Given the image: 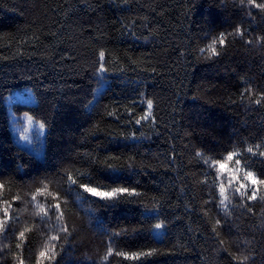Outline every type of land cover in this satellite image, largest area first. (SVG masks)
I'll return each instance as SVG.
<instances>
[{
  "label": "trees",
  "instance_id": "obj_1",
  "mask_svg": "<svg viewBox=\"0 0 264 264\" xmlns=\"http://www.w3.org/2000/svg\"><path fill=\"white\" fill-rule=\"evenodd\" d=\"M247 12L240 0H0V207L8 201L11 215L0 264H18V254L36 264L51 243L57 264H141L119 253L149 248L147 264H230L238 247L264 264V201L241 199L228 184L232 168L264 169V102L255 103L264 15ZM241 21L242 38L233 27ZM101 50L108 72L94 74ZM23 90L33 102L12 107L44 124L42 156L12 131L8 97ZM226 150L243 163L227 161ZM80 182L138 192L105 202ZM57 193L70 243L52 241L64 235L60 221L41 211Z\"/></svg>",
  "mask_w": 264,
  "mask_h": 264
},
{
  "label": "snow or ice",
  "instance_id": "obj_2",
  "mask_svg": "<svg viewBox=\"0 0 264 264\" xmlns=\"http://www.w3.org/2000/svg\"><path fill=\"white\" fill-rule=\"evenodd\" d=\"M245 4L247 5L248 12L247 15L252 16L253 10L257 9L259 10V14L264 15V0H240V6L244 7ZM235 28V32L238 33L241 38L244 35V28H243V21L240 22V26H233ZM227 33L222 32L219 36V43L220 44H226L227 41L225 39ZM261 41L264 42V35L260 37ZM248 43H251V41H248ZM212 52L216 54L217 56L220 54L217 52V49L215 47L212 48ZM155 71V69H153ZM92 72L94 74H107L108 68L106 66V60H105V52L101 50L99 52V60L97 61L96 65L92 66ZM247 91V89H245ZM260 99H256L255 103L257 105H260L262 102H264V91L259 92ZM147 108L152 109L153 108V101L149 99L147 101ZM151 116V113H146L144 116H141L139 119L135 121L136 124H141L142 120L147 119ZM44 124H41V127H43ZM135 133H133V137H135ZM227 151L226 159L227 161H233L235 164L240 165L243 163L242 160L236 159L237 153L235 151ZM248 153H253V148L249 147L247 149ZM258 155L260 157H264V152H259ZM264 163V160L261 161ZM215 164L218 165V172H222L225 169V161L224 160H216L214 161ZM111 167V165H109ZM242 171V175H238ZM69 180H71L74 184L76 181L69 176ZM235 182L234 186V193L238 194V197L241 199H244L246 201H257L258 198L261 201H264V195H259L261 193V188L264 186V169H261L259 173L257 171H251L248 170V168H244L241 170L240 168H232L231 172L228 173V184H233ZM79 188L82 189L85 193L88 195L95 197L101 201L105 202H115L118 198H120L122 195H128V194H136L138 192L137 188L133 187H101L99 185H94L91 182H80ZM5 187L3 182H0V189H3ZM37 192L44 191L43 188H37ZM219 193L221 197H224L225 195V186L223 183L219 186ZM19 197H15V199H18ZM79 199V197H77ZM226 198V197H225ZM33 200H35V196H33ZM223 202V201H221ZM37 207H41L39 204H37ZM245 209L249 213H255L256 209L255 206L252 204H245ZM41 211L44 212L45 216H48L51 214V216H55V218L60 221V228L59 232L63 233V237L59 234L54 235L52 237V241H60L61 239H64L66 242L70 243L71 241L68 239L71 237L72 239H75V236L73 234V231L70 230V228L65 224L62 217L65 215V213L62 211V205L59 201V193L56 194L54 207L51 208H41ZM0 231H5V220L11 219L10 215V209L8 207V201H4V206L0 207ZM226 223V221H221L220 219L216 220V225H219L223 227V224ZM163 226V222L157 223L155 225V228L159 229ZM213 233H216L219 235V233L216 232V227L213 226L212 228ZM228 231L230 232L231 229L229 228ZM117 236L116 233L112 234V237L109 239V244L113 243L115 237ZM20 238H25V232L20 231L19 232ZM219 243L223 244L224 241L220 240ZM17 248H21V244L17 243ZM244 251H247L245 249ZM108 252L111 254L113 252V249L111 247L108 248ZM155 252V249L149 248L146 251H134V252H120L119 255L124 258L131 257L133 260H141V264H147L148 257L152 256V254ZM59 255L57 251V245L55 243L49 244L48 247H46L44 250L39 252V257L36 261V264H57V256ZM230 257V264L231 261H251V264H255L254 258L252 257L251 253L248 255H244L243 251L239 250L236 253L229 252L228 253ZM18 264H25V260L20 257V255H17Z\"/></svg>",
  "mask_w": 264,
  "mask_h": 264
},
{
  "label": "rangeland",
  "instance_id": "obj_3",
  "mask_svg": "<svg viewBox=\"0 0 264 264\" xmlns=\"http://www.w3.org/2000/svg\"><path fill=\"white\" fill-rule=\"evenodd\" d=\"M33 99L31 93L27 90L15 91L8 97V111L10 122L16 142L37 156L44 153L47 130L41 123L35 121L27 114L18 116L13 110V104L16 102H29Z\"/></svg>",
  "mask_w": 264,
  "mask_h": 264
}]
</instances>
